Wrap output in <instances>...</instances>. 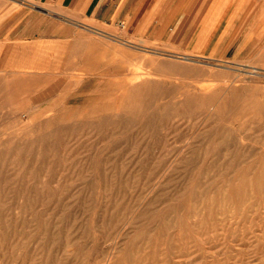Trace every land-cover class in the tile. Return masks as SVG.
Masks as SVG:
<instances>
[{
	"label": "rangeland",
	"instance_id": "obj_1",
	"mask_svg": "<svg viewBox=\"0 0 264 264\" xmlns=\"http://www.w3.org/2000/svg\"><path fill=\"white\" fill-rule=\"evenodd\" d=\"M134 2L0 61V264H264V0Z\"/></svg>",
	"mask_w": 264,
	"mask_h": 264
},
{
	"label": "crops",
	"instance_id": "obj_2",
	"mask_svg": "<svg viewBox=\"0 0 264 264\" xmlns=\"http://www.w3.org/2000/svg\"><path fill=\"white\" fill-rule=\"evenodd\" d=\"M124 1L0 0V61H8L6 58L14 54L18 57L16 62L20 63V55L35 54L39 48H50L53 43L73 41L82 28L106 30L122 12ZM146 1L135 0L126 10L135 24L145 10ZM172 2L170 0V6ZM20 64L17 68L26 67Z\"/></svg>",
	"mask_w": 264,
	"mask_h": 264
},
{
	"label": "bare ground",
	"instance_id": "obj_3",
	"mask_svg": "<svg viewBox=\"0 0 264 264\" xmlns=\"http://www.w3.org/2000/svg\"><path fill=\"white\" fill-rule=\"evenodd\" d=\"M219 2V1H218ZM216 4V3H215ZM185 57H188V58H191L192 57V54H189V53H187V55H184ZM183 56V57H184ZM125 83V82H124Z\"/></svg>",
	"mask_w": 264,
	"mask_h": 264
},
{
	"label": "built area",
	"instance_id": "obj_4",
	"mask_svg": "<svg viewBox=\"0 0 264 264\" xmlns=\"http://www.w3.org/2000/svg\"><path fill=\"white\" fill-rule=\"evenodd\" d=\"M120 25L121 26H125V22L122 20V21H120Z\"/></svg>",
	"mask_w": 264,
	"mask_h": 264
}]
</instances>
